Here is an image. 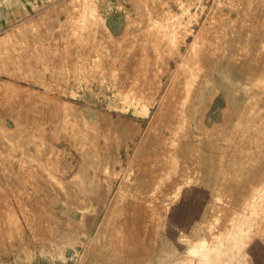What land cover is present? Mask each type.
<instances>
[{
	"label": "rangeland",
	"instance_id": "374dc122",
	"mask_svg": "<svg viewBox=\"0 0 264 264\" xmlns=\"http://www.w3.org/2000/svg\"><path fill=\"white\" fill-rule=\"evenodd\" d=\"M263 26L264 0H0V264H264Z\"/></svg>",
	"mask_w": 264,
	"mask_h": 264
},
{
	"label": "bare ground",
	"instance_id": "6f19581e",
	"mask_svg": "<svg viewBox=\"0 0 264 264\" xmlns=\"http://www.w3.org/2000/svg\"><path fill=\"white\" fill-rule=\"evenodd\" d=\"M244 21H245V20H244ZM263 27H264V26H263ZM193 39H194V38H193ZM195 39H196V38H195ZM199 39H200V38H199ZM199 41H200V40H199ZM195 42H196V41H195ZM185 49H186V48H185ZM190 50H191V49H190ZM250 60H251V59H249V61H250ZM208 61H209V60H207V62H208ZM246 62H247V61H246ZM230 63H231V62H230ZM248 63H249V62H248ZM199 68H200V67H199ZM190 84H191V83H190ZM223 84H224V83H223ZM182 94H183V93H182ZM186 94H187V93H186ZM176 98H177V97H176ZM180 101H181V100H180ZM175 105H176V104H175ZM160 106H161V105H160ZM202 131H203V130H202ZM198 135H199V134H198ZM203 137H204V136H203ZM203 137H202V138H203ZM193 142H194V141H193ZM224 149H225V148H224ZM224 149H223V150H224ZM226 150H227V149H226ZM229 151H230V150H229ZM222 152H223V151H222ZM222 152H221V153H222ZM225 152H226V151H224V154H225ZM233 153H234V152H233ZM245 153H246V152H245ZM227 155H229V154H227ZM227 155H226V156H227ZM223 156H224V155H223ZM226 156H225V157H226ZM232 156H233V155H232ZM221 157H222V156H221ZM225 157H224V158H225ZM224 158H223V160H224ZM230 159H231V158H230ZM236 159H237V158H236ZM231 160H233V159H231ZM231 160H230V161H231ZM237 160H238V159H237ZM241 160H242V159H241ZM224 161H225V160H224ZM224 161H223V162H224ZM239 161H240V160H239ZM261 162H262V161H261ZM203 163H204V162H203ZM232 163H233V162H232ZM235 163H236V161H235ZM238 163H239V162H238ZM262 163H264V161H263ZM259 164H260V163H259ZM229 165H230V163H229ZM235 165H236V164H235ZM223 166H224V165H223ZM225 166H226V168H227V165H225ZM225 166H224V168H225ZM233 166H234V165H233ZM252 166H253V165H252ZM262 166H263V164H262ZM231 167H232V166H231ZM231 167L229 166V168H231ZM226 168H225V169H226ZM229 168H228V169H229ZM263 169H264V168H263ZM44 170H45V169H44ZM228 172H229V171H228ZM218 173H219V172H218ZM222 173H223V172H222ZM229 173H231V172H229ZM254 173H255V172H254ZM261 174H262V173H261ZM219 176H220V175H219ZM220 177H221V176H220ZM242 178H243V177H242ZM240 179H241V177H240ZM256 179H257V178H256ZM251 180H254V178L251 179ZM229 182H231V181H229ZM235 182H236V181H235ZM249 182H251V181H249ZM225 183H226V182H225ZM227 183H228V182H227ZM257 184H258V182L256 183V185H257ZM228 185H229V184H228ZM228 185H227V186H228ZM231 186H232V184H231ZM235 186H236V185H235ZM263 186H264V185H263ZM229 187H230V186H229ZM239 187H240V186H239ZM227 188H228V187H227ZM227 188H225V189H227ZM248 188H249V186H248ZM260 188H261V187H260ZM263 188H264V187H263ZM247 190H248V189H247ZM234 191H235V190H234ZM254 191H255V190H254ZM260 192H261V191H260ZM244 194H245V193H244ZM244 194H243V195H244ZM247 195H248V193H247ZM230 196H231V195H230ZM232 196H233V195H232ZM232 196H231V198H232ZM237 196H238V194H237ZM244 196H245V195H244ZM235 197H236V195H235ZM242 197H243V196H242ZM245 197H246V196H245ZM245 197H244V198H245ZM251 197H252V196H251ZM228 198H230V197H228ZM236 198H237V200L240 201L239 198H241V197L239 196V197H236ZM236 198H232V199H234V201H235ZM247 198H248V197H247ZM222 199H223V198H222ZM250 199H251V198H250ZM229 200H230V199H229ZM229 200H228V201H229ZM237 200H236L235 202H237ZM241 200H242V199H241ZM256 200H257V199H256ZM239 201L237 202L238 204H236V207L238 206V208L241 207V206L239 207ZM242 202H243V201H242ZM263 202H264V201H263ZM263 202H262V203H263ZM213 203H214V202H213ZM228 203H229V202H228ZM230 203L232 204V203H233V200H232ZM243 203H244V202H243ZM156 204H157V203H156ZM156 204H154V205H156ZM157 205H159V204H157ZM233 205H234V203H233ZM240 205H241V202H240ZM257 205H258V202H257ZM226 206H228V204H227ZM163 207H164V206H163ZM221 207H222V206H221ZM234 207H235V206H234ZM256 207H257V206H256ZM152 208H153V207H152ZM152 208H151V209H152ZM154 208H155V207H154ZM160 208H162V207H160ZM219 208H220V207H219ZM222 208H223V207H222ZM224 208H225V205H224ZM224 208H223V209H224ZM228 208H229V207H228ZM230 208H231V207H230ZM240 209H241V208H240ZM240 209H239V210H240ZM244 209H245V208H244ZM260 209H261V208H260ZM156 210H158V209L156 208ZM159 210H160V209H159ZM215 210L217 211L218 208L214 209V211H215ZM220 210H221V209H220ZM230 210H231V209H230ZM230 210H229V211H230ZM233 210H234V209H233ZM254 210H255V209H254ZM262 210H263V208H262ZM150 211H151V210H150ZM154 211H155V210H154ZM222 211H223V210H222ZM222 211H221V212H222ZM224 211H227V210L225 209ZM240 211H241V210H240ZM257 211H258V210H257ZM155 212H157V211H155ZM159 212H160V211H159ZM212 212H213V210H212ZM215 213H216V212H215ZM215 213H212V214H215ZM219 213H220V212H218V213H216V214H219ZM225 213H226V212H225ZM225 213H224V214H225ZM239 213H240V212H239ZM258 213H259V212H258ZM149 214H150V212H149ZM149 214H148V215H149ZM152 214H153V213H152ZM157 214L159 215L158 212H157ZM157 214H155V215H157ZM212 214H211V215H212ZM234 214H236V213H234ZM245 214H246V213H245ZM247 214H248V213H247ZM247 214H246V215H247ZM148 215H147V216L145 215V217H148ZM158 215H157L156 217H158ZM206 215H207V214H206ZM219 215H220V214H219ZM222 215H223V214H222ZM228 215H229V214H228ZM236 215H238V214H236ZM243 215H244V214H243ZM246 215H245V216H246ZM151 216H152V215H151ZM153 216H154V215H153ZM153 216H152V217H153ZM212 216H214V215H212ZM217 216H218V215H217ZM220 216H221V215H220ZM226 216H227V214H226ZM226 216H224V218H225ZM255 216H257V215H255ZM133 217H135L136 219L141 218V217H139V216H138V218H137V216H133ZM143 217H144V216H143ZM145 217H144V218H145ZM152 217H151V218H152ZM154 217H155V216H154ZM173 217H174V216H173ZM214 217H215V216H214ZM222 217H223V216H222ZM252 217H253V216H252ZM149 218H150V216H149ZM129 219H130V218H129ZM129 219H128V220H129ZM136 219H134V220H136ZM142 219H143V218H142ZM154 219H155V218H154ZM208 219H209V218H207L206 220H208ZM229 219H230V218H229ZM231 219H233V218H231ZM257 219H258V218H257ZM261 219H262V218H261ZM144 220H145V219H143L142 222H143ZM146 220L148 221V218H146ZM169 220H170V219H169ZM204 220H205V219H204ZM258 220H259V219H258ZM258 220H257V221H258ZM157 221H158V219H157ZM157 221H156V219H155V222H154V223H157ZM210 221H211V220H210ZM219 221H220V220H219ZM222 221H223V219H222ZM226 221H227V219H226ZM231 221H232V220H231ZM257 221H256V222H257ZM125 222H126V221H125ZM125 222H124V223H125ZM127 222H128V221H127ZM132 222H134V221H132ZM137 222L142 223V222H140V221H137ZM137 222H134V223L137 224ZM144 222H145V221H144ZM149 222H152L151 219H150ZM220 222H221V221H220ZM220 222H219V224H220ZM242 222H243V221H242ZM263 222H264V221H263ZM129 223H130V222H129ZM129 223H128V224H129ZM139 223H138V224H139ZM254 223H255V222H254ZM126 224H127V223H126ZM126 224H125V225H126ZM145 224H146V223H145ZM150 224H151V223H150ZM224 224H225V220H224ZM228 224H229V223H228ZM230 224H231V223H230ZM257 224H258V223H257ZM143 225H144V224H143ZM152 225H153V224H152ZM205 225H206V223H205ZM207 225H208V224H207ZM207 225H206V226H207ZM216 225H217V223H216ZM226 225H227V223H226ZM141 226H142V225H141ZM154 226H155V224H154ZM213 226H214V225H213ZM229 226H230V225H229ZM253 226H254V225H253ZM255 226H256V225H255ZM261 226H262V225H261ZM130 227H131V226H130ZM130 227H129V228H130ZM132 227H133V225H132ZM132 227H131V228H132ZM134 227H136V228L134 229ZM134 227L132 228V229H133V232H134L133 234L136 233L135 231H137V232L139 231V230H136L137 227L139 228V226H134ZM144 227L146 228L147 226H144ZM144 227H143V231L146 232V230H147L148 227L146 228V230L144 229ZM217 227L219 228V226H217ZM116 228H118V227H116ZM124 228H125V227H122V228H121V229H123L122 231H125ZM126 228H127V227H126ZM131 228H130V229H131ZM151 228H152V227H151ZM153 228H154V227H153ZM155 228H156V227H155ZM218 228H217V229H218ZM226 228H227V227H226ZM132 229H131V230H132ZM204 229H205V227H204ZM224 229H225V228H224ZM258 229H259V228H258ZM261 229L264 230V228H261ZM261 229H260V230H261ZM221 230H222V229H221ZM256 230H257V228H256ZM256 230H255V231H256ZM263 230H261V231H262L263 234H264V231H263ZM117 231H118V230H117ZM117 231H116V232H117ZM141 231H142V230H141ZM143 231H142V232H143ZM150 231H151V230H150ZM218 231H219V230H218ZM253 231H254V230H253ZM126 232H127V231H126ZM131 232H132V231H131ZM145 232H144V233H145ZM201 232H202V230H201ZM139 233H140V231L138 232V234H139ZM199 233H200V232H199ZM199 233H198V234H199ZM249 233H250V230H249ZM252 233H254V232H252ZM258 233H259V232H258ZM117 234H118V233H117ZM123 234H124V233H123ZM123 234H122V236H123ZM126 234H128V233H126ZM130 234H132V233H130ZM220 234H221V233H220ZM223 234H225V233H223ZM263 234H262L261 236H264ZM135 235H136V234H135ZM246 235H247V234H246ZM128 236H130V235H128ZM201 236H202V234H201L200 236H197L196 239H198V238L201 239V238H202ZM203 236H204V235H203ZM206 236H207V238H208L209 235L207 234ZM206 236H204V237H206ZM216 236H217V234H216ZM255 236H256V235H255ZM133 237H134V236H133ZM186 237H187V236H186ZM194 237H195V236H194ZM200 237H201V238H200ZM209 237H210V236H209ZM211 237H212V235H211ZM125 238H126V236H125ZM131 238H132V236H131ZM213 238H215V237H213ZM217 238H218V237H217ZM253 238H254V237H253ZM255 238H256V237H255ZM258 238H259V237H258ZM263 238H264V237H263ZM126 239H127V238H126ZM126 239H125V240H126ZM151 239H152V238H151ZM219 239H220V238H219ZM176 240H177V239H176ZM201 240H202V239H201ZM205 240H206V239H205ZM207 240H208V239H207ZM211 240H212V238H211ZM250 240H251V239H250ZM122 241H124V239H123ZM126 241H127V240H126ZM213 241H216V239H215V240L213 239ZM221 241H222V240H221ZM108 242H109V241H108ZM120 242H121V240H120ZM120 242H119V243H120ZM185 242H186V241H185ZM190 242H191V241H190ZM190 242H189V243H190ZM196 242H197V241H196ZM206 242H208V241H206ZM217 242H218V240H217ZM217 242H216V243H217ZM259 242H260V241H259ZM263 242H264V241H263ZM208 243H209V242H208ZM214 243H215V242H214ZM214 243H213V244H214ZM249 243H250V242H249ZM117 244H118V243H117ZM121 244H122V243H121ZM126 244H127V243H126ZM147 244H148V243H147ZM210 244H211V243H210ZM210 244H209V245H210ZM144 245H146V244H144ZM185 245H186V244H185ZM197 245H198V244H197ZM209 245H208V246H209ZM216 245H217V244H216ZM126 246H127V245H126ZM206 246H207V245H206ZM212 246H213V245H212ZM214 246H215V245H214ZM251 246H252V244H251ZM144 247H145V246H144ZM144 247H143V248H144ZM146 247L148 248L149 246L147 245ZM146 247H145V248H146ZM209 247H210V246H209ZM209 247H208V248H209ZM145 248H144V251H140V250H136V251L146 252V251H145ZM190 248H191V247H190ZM205 248H206V247H205ZM212 248H213V247H211V250H212ZM248 248H250V246H249ZM138 249H139V248H138ZM141 249H142V248H141ZM151 249H152V248H151ZM211 250H210V251H211ZM136 251L134 250V252H136ZM244 251H245V250H244ZM249 251H250V250H249ZM258 251H259V250H258ZM195 252H196V251H195ZM204 252H205V251H204ZM204 252H203V253H204ZM261 252H263V251H261ZM130 253H132V250H131ZM130 253L128 252L129 255H130ZM190 253H191V252H190ZM201 253H202V251H201ZM123 254H124V252H123ZM135 254H136V255L138 254L137 256H140V254H139L138 252L135 253ZM144 254H147V253H144ZM150 254H151V253H150ZM150 254L144 255V259H146L145 257L148 256V255H150ZM207 254H208V253H207ZM209 254H210V253H209ZM141 255H143V254H141ZM190 255H191V254H190ZM197 255H198V254H197ZM260 255H261V254H260ZM127 256H128V255H126V257H127ZM131 256L134 257V255H132V254H131ZM184 256L188 257L187 255H184ZM128 257H129V256H128ZM135 257H136V256H135ZM186 257H185V258H186ZM195 257H196V256H194V258H195ZM123 258H124V257H123ZM140 258H141V256H140ZM140 258H138V259H140ZM148 258H149V256H148ZM194 258H193V256H192V259H194ZM196 258H197V257H196ZM196 258H195V259H196ZM206 258H207V257H206ZM130 259H131V258H130ZM142 259H143V257H142ZM142 259H140V260H142ZM144 259H143V261H145ZM128 260H129V258H128ZM131 260H133V259H131ZM134 260H135V259H134ZM134 260H133V261H134ZM189 260H190V256H189ZM196 260H197V259H196ZM206 260H207V259H206ZM206 260H205V261H206ZM121 261H122V259H121ZM143 261H141L140 263H142ZM190 261H191V260H190ZM116 262H117V261H116ZM126 262H128V261L126 260ZM126 262H125V263H126ZM130 262H131V261H130ZM130 262H129V263H130ZM138 262H139V260H138ZM138 262L136 261L137 264H138ZM145 262H146V261H145ZM184 262H185V261H184ZM187 262H188V261H187ZM194 262H195V261H194ZM121 263H122V262H121ZM125 263H124V264H125ZM129 263H128V264H129ZM131 263H133V262H131ZM131 263H130V264H131ZM181 263H183V262L181 261ZM190 263H191V262H190ZM202 263H203V262H202ZM205 263H207V262H205ZM208 263H209V261H208ZM126 264H127V263H126ZM133 264H135V261H134ZM142 264H144V263H142ZM145 264H146V263H145ZM185 264H186V263H185ZM188 264H189V263H188ZM220 264H221V263H220Z\"/></svg>",
	"mask_w": 264,
	"mask_h": 264
}]
</instances>
